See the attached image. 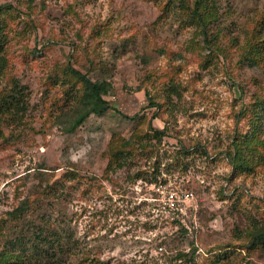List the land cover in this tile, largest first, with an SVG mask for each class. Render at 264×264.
I'll return each instance as SVG.
<instances>
[{"label": "rangeland", "instance_id": "obj_1", "mask_svg": "<svg viewBox=\"0 0 264 264\" xmlns=\"http://www.w3.org/2000/svg\"><path fill=\"white\" fill-rule=\"evenodd\" d=\"M213 1L209 30L222 50L208 57L189 49L196 29L172 0H0L16 7L4 20L0 89L15 76L28 95L22 121L5 129L13 139L0 142V220L32 204L3 223L7 264H264V248L239 245L264 220V166L234 174L226 155L236 128L250 129L237 112L264 94L263 67L237 59L253 27L264 35V0ZM68 63L99 80L111 106L73 132L55 121L77 103ZM164 173L193 192L187 215L162 218L144 200Z\"/></svg>", "mask_w": 264, "mask_h": 264}, {"label": "trees", "instance_id": "obj_2", "mask_svg": "<svg viewBox=\"0 0 264 264\" xmlns=\"http://www.w3.org/2000/svg\"><path fill=\"white\" fill-rule=\"evenodd\" d=\"M169 2L171 0H168ZM177 3L179 12L185 23L195 27V40L191 42L189 49L196 51L199 47L202 49H208V57H213L216 53V49L219 48V41L216 40V35L210 32V24L212 20L217 19L218 8L213 0H172ZM44 2V0H42ZM168 3L164 7L168 8ZM33 0H30V7H32ZM45 3H43V8ZM16 7L12 3H6L0 5V76L7 72L8 58L5 55L2 36L4 35V29L6 27L5 22H10V18H13V10ZM75 6H69V12H75ZM3 16L5 18L3 19ZM261 26L256 25L251 31H249L250 41L249 44L239 47V54L237 59L239 62L246 61L249 63H256L261 65L264 70V35L259 34ZM197 36H202V46L196 40ZM211 36V37H210ZM252 39L255 41L252 42ZM248 43V42H247ZM204 57L203 54H201ZM94 62L93 59L90 60ZM99 65V64H98ZM98 65H95L97 69ZM63 73L68 78V83L79 84L78 94L76 96L77 103L73 110L68 112H62L59 119L55 121H63L65 130L73 132L80 125H82L89 116L96 114L101 115L111 108L110 103L104 98L102 93V86L99 80H92L87 73H83L81 70L68 63L63 67ZM103 77L104 74L101 73ZM9 84L0 89V142L12 140L13 136L10 133L6 134V127L12 126L22 121L24 114L27 111V92L26 86L22 84L15 76L8 78ZM99 79V75H98ZM106 84V82H105ZM168 96L177 94L176 84L174 82L167 85ZM148 98L150 99V105L161 106V102L156 100L154 94L146 91ZM237 121L241 119H247L250 127L247 133H243L239 126L236 128L232 141V149H226V155L229 162L232 165L234 174H240L247 171H254L258 166H264V129L262 122L264 120V94H255L250 101L245 103L236 114ZM60 122V121H59ZM151 127V126H150ZM155 136H162L166 134V129H152ZM134 136V134H133ZM132 139H128L121 143L123 148H118L112 157L111 166L115 169L124 165L125 156L121 158L120 152L122 149L133 147ZM114 163L117 164L114 166ZM32 208V204L28 199L24 200L21 205L13 211L7 213V218L0 220V239L3 235V228L7 219H20L29 209ZM255 220L252 227L248 230L241 232L240 247L252 250L254 248H264V220ZM186 231V230H185ZM38 238L42 241H47V237L42 234H37ZM237 245V244H236ZM183 252L177 254L178 259L186 256ZM14 254H10V251H0V264H7L10 257ZM21 257V255H16ZM195 264V263H194Z\"/></svg>", "mask_w": 264, "mask_h": 264}, {"label": "built area", "instance_id": "obj_3", "mask_svg": "<svg viewBox=\"0 0 264 264\" xmlns=\"http://www.w3.org/2000/svg\"><path fill=\"white\" fill-rule=\"evenodd\" d=\"M170 179L171 176L164 173L163 177L160 178L159 176L158 180L150 181V187L148 186L151 191L150 198L144 197L145 201L154 204L151 211L162 218L164 216L170 217L172 213L181 216L187 215L182 214L186 210L185 204L187 200L194 196L192 191L184 189L183 186ZM159 249L163 250V247L160 246Z\"/></svg>", "mask_w": 264, "mask_h": 264}]
</instances>
